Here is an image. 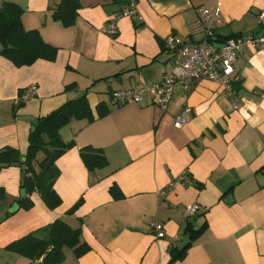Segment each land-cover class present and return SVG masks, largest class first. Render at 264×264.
I'll list each match as a JSON object with an SVG mask.
<instances>
[{"label":"crops","instance_id":"obj_1","mask_svg":"<svg viewBox=\"0 0 264 264\" xmlns=\"http://www.w3.org/2000/svg\"><path fill=\"white\" fill-rule=\"evenodd\" d=\"M4 2L20 6L23 28L36 30L57 51L53 61L20 67L0 55V151L14 149L24 161L36 120L82 94L93 121L71 120L59 131L73 147L55 161L57 208L48 209L37 193L30 195V209L21 208L22 167L0 169V264H42L6 247L57 219L79 228L89 247L78 258L65 248L60 264H168L171 249L189 241L187 225L204 224L174 264H264V186L257 182L264 174V52L239 55L235 62L237 107L221 85L206 79L193 81L187 92L176 85L166 110L148 99L123 106L110 99L112 91L149 86L172 71L174 58L164 40L197 42L199 36L189 32L197 8L220 9L225 24L215 35L223 41L264 35L258 20L264 0H137L139 21L119 17L115 36L101 29L123 12L126 0H78L69 27L52 18L61 0ZM30 86L34 95L17 107ZM98 108L107 113L99 117ZM184 108L190 109L188 121L175 129ZM86 146L101 151L105 167H85L79 151ZM183 173L193 184L179 182ZM13 204L18 208L9 213ZM187 205L198 210L184 219ZM153 222L162 225L163 238L153 235Z\"/></svg>","mask_w":264,"mask_h":264},{"label":"trees","instance_id":"obj_2","mask_svg":"<svg viewBox=\"0 0 264 264\" xmlns=\"http://www.w3.org/2000/svg\"><path fill=\"white\" fill-rule=\"evenodd\" d=\"M78 8V0H61L53 11L52 18L61 22L64 27H69L75 22ZM22 14V8L15 3L4 2L0 5V45L2 46L0 55L9 59L17 67L29 66L39 59L53 61L57 49L45 43L36 30L26 31L21 23ZM237 36L239 35L231 37ZM231 37L223 38V41ZM73 86H67L65 90ZM233 88L238 90V83H235ZM21 105L22 102L17 103V107ZM106 113V110L98 108L99 117ZM71 120L93 121L85 94L65 102L48 116L36 120L33 124L34 131L28 135L24 161H21L19 153L14 149L6 148L0 151V169L11 165L24 166L25 178L21 189L25 191V196L18 201L21 208L28 210L32 207L30 200L32 193H37L50 210L60 205L61 200L53 189L58 177L55 161L66 150L73 147L72 141L63 142L59 134L61 128L69 124ZM38 154H42L40 161L37 160ZM79 154L89 171L106 166V160L99 149L86 146L80 149ZM188 178L191 180L189 176ZM110 193L115 199L119 198L115 187L110 189ZM3 199V191L0 189V201ZM79 203L73 206L68 213L72 214ZM204 230L205 224L199 229H192L187 225L184 234L188 236L189 241L181 249H171L168 264H174L183 259L191 242L197 239ZM65 248L73 250L77 258L89 251L88 245L80 239L79 228L73 229L61 219L11 242L6 247L8 251L29 260L41 259L42 264H60L64 260Z\"/></svg>","mask_w":264,"mask_h":264},{"label":"built area","instance_id":"obj_3","mask_svg":"<svg viewBox=\"0 0 264 264\" xmlns=\"http://www.w3.org/2000/svg\"><path fill=\"white\" fill-rule=\"evenodd\" d=\"M137 0H126V7L120 15H115L101 29L103 34L115 36L117 27L115 20L119 17H129L134 21L137 18ZM259 23H264V9L258 15ZM225 24L222 13L218 7L197 8V18L189 26L190 34L198 35L199 40L191 44H179L172 37L164 40L165 50L174 58L173 69L157 83L139 88L115 90L110 94L113 105L141 104L150 100L156 107L166 110L176 85H181L184 91H189L193 81L206 79L221 85L225 94L231 98L237 107L240 93L233 88L239 78L235 75L234 65L239 55L248 52H264V35L248 33L231 37L224 41L216 39L215 31ZM35 93V87L26 88L19 97L24 102ZM189 108H184L174 121V128L180 129L188 121ZM181 183L192 184L186 173L178 179ZM175 182V181H174ZM161 194H164L162 192ZM196 205H187L183 211L184 219L196 214ZM153 235L163 238L164 232L161 224H150Z\"/></svg>","mask_w":264,"mask_h":264},{"label":"water","instance_id":"obj_4","mask_svg":"<svg viewBox=\"0 0 264 264\" xmlns=\"http://www.w3.org/2000/svg\"><path fill=\"white\" fill-rule=\"evenodd\" d=\"M31 131H34V127L31 129ZM25 178V172H24V166H22V172H21V184L24 182ZM257 182L260 186H264V174L257 179ZM20 199H22L25 196V191L23 189L20 190ZM18 208L17 204H13L12 207L9 209V213H13Z\"/></svg>","mask_w":264,"mask_h":264}]
</instances>
